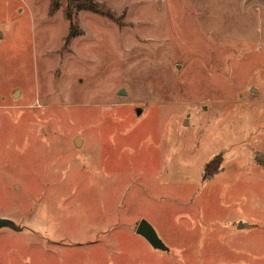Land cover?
Listing matches in <instances>:
<instances>
[{"label": "rangeland", "instance_id": "obj_1", "mask_svg": "<svg viewBox=\"0 0 264 264\" xmlns=\"http://www.w3.org/2000/svg\"><path fill=\"white\" fill-rule=\"evenodd\" d=\"M59 2L0 0V264H264V0Z\"/></svg>", "mask_w": 264, "mask_h": 264}, {"label": "trees", "instance_id": "obj_2", "mask_svg": "<svg viewBox=\"0 0 264 264\" xmlns=\"http://www.w3.org/2000/svg\"><path fill=\"white\" fill-rule=\"evenodd\" d=\"M59 0H50L49 15H55L59 10ZM76 11H87L101 17L107 18L111 21H117L118 18L106 8L105 5L95 2V0H66V7L64 8V16L69 22V33L66 37L67 41L71 40L81 34V32L73 24V14ZM221 162L216 159L206 169V177H211L220 169Z\"/></svg>", "mask_w": 264, "mask_h": 264}, {"label": "water", "instance_id": "obj_3", "mask_svg": "<svg viewBox=\"0 0 264 264\" xmlns=\"http://www.w3.org/2000/svg\"><path fill=\"white\" fill-rule=\"evenodd\" d=\"M120 95H123V92L120 93ZM79 139L76 140V144L79 143ZM252 226H250L249 224L246 223H240L238 225V229L239 230H243V229H247L250 228ZM3 228H9L11 230H19L16 226V224L9 220V219H4L1 218L0 219V230ZM136 234L143 237L150 245L153 249L156 250H161V251H165L166 247L163 244V242L159 239V237L157 236L156 232L154 231V229L152 228V226L145 220H142L137 228H136Z\"/></svg>", "mask_w": 264, "mask_h": 264}, {"label": "crops", "instance_id": "obj_4", "mask_svg": "<svg viewBox=\"0 0 264 264\" xmlns=\"http://www.w3.org/2000/svg\"><path fill=\"white\" fill-rule=\"evenodd\" d=\"M241 223H243V222H241ZM247 224V223H246Z\"/></svg>", "mask_w": 264, "mask_h": 264}]
</instances>
